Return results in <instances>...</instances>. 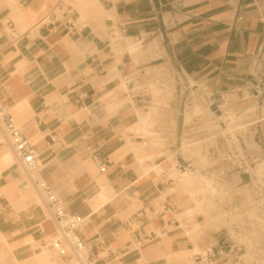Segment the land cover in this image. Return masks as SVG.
<instances>
[{
    "label": "crops",
    "instance_id": "obj_1",
    "mask_svg": "<svg viewBox=\"0 0 264 264\" xmlns=\"http://www.w3.org/2000/svg\"><path fill=\"white\" fill-rule=\"evenodd\" d=\"M172 62L188 85L186 105L194 98L202 113L186 120L185 106L180 132ZM135 73L146 89L131 101L123 80ZM254 75L264 80V0H0V101L33 144L47 182L80 217L79 236L97 264H174V254L191 258L215 243L213 232L195 231L200 214L183 217L192 207L178 182H168L170 154L179 133L208 142L210 97L237 96L245 102L234 109L249 111L241 94ZM139 114L150 115L147 133ZM255 120L264 145V108L247 114ZM27 177H0V222L10 221L1 231L14 252L25 239L43 246L56 235L47 210L32 203ZM166 203L180 210L179 227L123 226L136 211ZM64 250L50 246V261L72 264Z\"/></svg>",
    "mask_w": 264,
    "mask_h": 264
},
{
    "label": "built area",
    "instance_id": "obj_2",
    "mask_svg": "<svg viewBox=\"0 0 264 264\" xmlns=\"http://www.w3.org/2000/svg\"><path fill=\"white\" fill-rule=\"evenodd\" d=\"M120 32H125L123 26L120 27ZM172 67L174 69L173 76L180 86L177 95L180 100L179 115L182 121L185 106L188 104V85L184 82L181 74L175 70L173 62ZM139 80L140 73H135L123 80V86L131 100L136 99L140 92L146 89L145 85L141 86L140 83H136ZM241 95L242 98L249 99L256 111L261 113L264 108V80L262 76L254 75L248 82V88ZM227 103L230 105L228 112L232 114L238 115L244 111L234 109L233 101L223 95L210 97L205 103L206 110L214 115L222 131L227 129L224 120L228 121L227 125H238L239 122H230V117H226L227 113L222 109ZM211 106L216 107L219 116H215L214 112L210 111ZM256 111H253L255 115ZM245 121L240 127L228 129L225 135L215 131V134L209 137V140L218 139L223 147H209V155L215 158V162L211 167L200 172L202 176H210V191L202 198L212 206L208 215L200 214L201 220L195 231L203 233L204 230H209L217 235L218 239L204 250L193 254L191 262L239 264L241 258L247 253L252 258L250 264H258L262 262L259 259L264 258V198H262L264 184L261 185L254 174L256 164L264 156V145L256 129L257 121L248 123L247 118ZM0 130L16 160L28 175L34 190L43 200L45 208L61 236L69 240L80 264H97L91 255L90 248L79 236L82 222L80 217L66 208L64 201L47 182L33 144L17 125L11 110L1 101ZM91 160L96 164L99 173L106 172V166L97 154L93 153ZM186 167L191 171L193 169L189 165ZM168 182L170 185H175L178 181L168 179ZM198 200H200V196L195 197V201ZM190 205V207L194 206L191 199ZM179 212L177 206L166 203L158 210L136 211L124 222L123 226L132 233L149 223L160 221L161 229L166 231L169 228L180 226V221L175 218ZM136 246L140 247L141 243H136Z\"/></svg>",
    "mask_w": 264,
    "mask_h": 264
},
{
    "label": "rangeland",
    "instance_id": "obj_3",
    "mask_svg": "<svg viewBox=\"0 0 264 264\" xmlns=\"http://www.w3.org/2000/svg\"><path fill=\"white\" fill-rule=\"evenodd\" d=\"M117 38H119V36H117ZM231 99H232L233 103H235L236 101H239V103H242L243 104L245 102V101L240 102V100H238L239 98H237V96H234ZM192 101H193V105H190V106L187 105L186 106V109H187V112L185 114L186 120H188V118L193 117L195 115L196 116H201L202 115V113H200V110H198L200 107L199 108L198 107L197 108L194 107V104H196V102L194 101V98H192ZM229 106L230 105L227 103L222 110L225 113H227L226 114V117H230V122H233L234 123L236 121L237 122L239 121L238 122V125L237 124L236 125H230V124L227 125V122L228 121L224 120V122L226 123V126H227L226 128L227 129L224 130V131H222V128H221V126H219L217 124V120L215 119L214 115L211 114L207 110L206 111L207 114L211 117V120L214 121L212 123L213 125L209 124L206 127L207 131L209 132L208 137H210L213 134H215V131L218 132V133H221L222 135H225L228 129L233 128V127H240V126H242V124L244 122H246L245 120L247 118L248 112H251V114H252V112L254 110L256 111L255 106L254 105H250V107H248V109L250 108V111H247V108H246V109H244V111L241 112V114H238L239 117H237L238 116L237 114H235V113L232 114L231 112H228L229 111ZM190 108L192 109V111L190 110ZM194 110H195V112H194ZM138 117H139V119H142V118L145 119L146 123L150 119L149 118L150 115H148V116L146 115L145 116V114H139ZM177 126H179L178 132H180L181 131V127H182L181 118H180V122H179V124ZM210 129H211V131H209ZM128 130H131V131L134 132V128H129ZM201 130L202 129L199 128L195 132H200ZM176 133H177V131H176ZM176 133H175V135H176ZM184 136H185V138L184 137L182 138V136L180 135V133H179V136H176V140L174 142V147L171 150V154H170L172 156L169 159V162L171 163V167H172L171 172L173 171L174 174H173V172L172 173L170 172L171 174L169 173L170 174L169 176H172V179H175V180L178 181V188L177 189L180 192H183L190 199L193 197V199H191V200L194 202V206L192 208H190L192 210H190L189 213H185L183 215V217L184 218H190V217L194 216L195 214L208 215L209 212H210V210H211V206L212 205L209 202H207L205 199H203L202 196H205L210 191V188L208 187V186H210V182H209L210 176H202L201 175L202 173L200 174V171L199 170H201V169L205 170V169L211 167L214 164V162H215V158L212 155H209V152L207 151V150H209V147L210 146H217L218 148H221L223 146L220 144V142L218 141V139L209 140V138H208V140H209L208 142L197 143L196 142L197 140L195 141L194 139H192L193 137H186V135H184ZM5 145L8 146L7 143ZM201 150L204 151V153H205L204 156H201V154H200L201 153ZM261 161L264 162V156H262L259 159V162L256 164L255 170H254V174H255L258 182H260L261 185H263L264 184V167H263L264 166V163H260ZM259 164H261V167H260ZM187 165H189L190 168H193L192 171L190 170V172H191L190 174H192V175H189L188 176V179L191 181L190 182L191 184L190 185H187V187H184L183 184H182V181H180L179 178H177V175H175V171L176 170H182V169H184L183 166H187ZM257 165L260 168H258ZM23 173H24V171H23ZM192 178L194 180H192ZM197 182H199V183H197ZM200 183L203 184V187H202V185ZM193 184H195V186ZM200 185H201V187H200ZM206 185H208L207 186L208 187L207 188L208 190L206 189ZM204 189H206L208 192L205 190L206 192L204 193V191H203ZM190 190L192 191L191 193H190ZM195 191H196V193H195ZM201 193H203V194H201ZM193 194H194V196H193ZM200 194H201L200 200L195 201L194 200L195 197L196 196H200ZM262 198H264V196ZM5 219H6V217L4 218L3 221L0 222V223H2V224L5 225L3 227H0V264H16L15 261H14V259H13L12 252H11V250L13 251V246H11V250H10V245H9V248H8L7 245L5 244L4 240L2 239L4 237H6V236H4L2 234V231L1 230L2 229H5L8 226V224H10V221L5 222ZM55 228H57V227H55ZM60 242H61V240L58 241V244H60ZM246 243H248V240H246ZM50 246H53V244L51 242V239L49 238V240H47L46 244L42 246V249L44 248V249H48L49 250ZM195 249H196V246H195ZM26 250L27 251H26L25 255L27 257H33L34 256V253H35V250L34 249L31 250L30 248H27ZM13 253H15V252L13 251ZM69 257H73V254L72 255H69ZM75 257L76 256H75V253H74V258ZM172 258H173L174 264H190V262H191L190 261V259H191L190 258V254L189 255L186 254V255H184L182 257L172 256ZM76 259H77V257H76ZM251 259L252 258L250 257V254H248V253L247 254H244V256L241 258V262L239 264H250V260ZM259 261H262V262H259L258 264H264V258H260Z\"/></svg>",
    "mask_w": 264,
    "mask_h": 264
},
{
    "label": "bare ground",
    "instance_id": "obj_4",
    "mask_svg": "<svg viewBox=\"0 0 264 264\" xmlns=\"http://www.w3.org/2000/svg\"><path fill=\"white\" fill-rule=\"evenodd\" d=\"M134 44H135V42H134ZM245 95H249V94H245ZM229 96V95H228ZM226 97V96H225ZM230 97H232V96H230ZM228 99V98H227ZM231 99V98H230ZM132 101V100H131ZM235 102V101H234ZM132 104V103H131ZM146 109V108H145ZM152 110V109H151ZM148 112H149V110H148ZM195 112V111H194ZM145 113V112H144ZM231 115V114H230ZM146 116V115H145ZM148 118V117H147ZM214 122V121H213ZM139 123V122H138ZM212 123V122H211ZM211 125H213V124H211ZM140 128H141V130H142V132H146V121H145V119H140ZM214 127V126H213ZM212 127V128H213ZM215 130V129H214ZM209 131H211V129L209 130ZM139 133V132H138ZM147 133V132H146ZM6 140V139H5ZM4 140V137L3 136H1L0 135V145H1V147H0V177H3V179H5V177L6 176H10V171L12 172V173H16V174H18V173H20V172H22V171H24V169H23V167L21 166V164L19 163L18 164V162H16V160L14 159V155L12 156V154L10 153V147L8 146H3V144L5 143V142H7V141H5ZM130 143V142H129ZM149 145V144H148ZM130 146V145H129ZM147 146V145H146ZM152 147V146H151ZM147 149V148H146ZM151 150V149H150ZM145 160V159H144ZM143 160V161H144ZM145 162V161H144ZM143 163V162H142ZM260 163H264L263 161H261ZM144 164V163H143ZM140 165H141V163H140ZM260 165V167H261V164H259ZM257 167L258 168H260L258 165H257ZM264 167V166H263ZM183 168L184 169H182V170H176L175 171V175H177V178H179V180L180 181H182V184H183V186H186L187 187V185H190L191 183V181L188 179V176L189 175H192V174H190L191 172H190V170L186 167V166H183ZM263 169V168H262ZM160 170V169H159ZM173 172V171H172ZM171 172V173H172ZM24 173H25V171H24ZM170 173V174H171ZM26 174V173H25ZM173 174H174V172H173ZM174 176V175H173ZM169 177H171L172 178V176H169ZM191 177V176H190ZM195 177V176H194ZM193 177V178H194ZM199 177V176H198ZM192 178V180H194ZM191 179V178H190ZM201 179V178H200ZM199 179V180H200ZM197 180V179H196ZM204 180V179H203ZM207 180V179H206ZM185 182V183H184ZM201 182V181H200ZM197 183H199V182H197ZM196 183V184H197ZM26 184H27V191H29V192H31V194H32V197H33V201L34 202H32V203H36L35 205H37V206H39L40 208H42L44 211L46 210L45 208H44V202L40 199V196L38 195V194H36V191L34 190V188H33V186H32V184L30 183V180L28 179V177H27V182H26ZM201 184V183H200ZM208 184V183H207ZM194 186H195V184H193ZM202 185V187H203V184H201ZM201 185H200V187H201ZM192 186V185H191ZM208 185H206V189L209 187H207ZM193 187V186H192ZM198 187V186H197ZM205 187V186H204ZM183 189V188H182ZM195 189V188H194ZM206 189H204L203 191H204V193L208 190H206ZM206 190V191H205ZM199 191V190H198ZM35 192V193H34ZM192 191L190 190V193H191ZM194 192V191H193ZM202 192V191H201ZM208 192V191H207ZM195 193H196V191H195ZM22 194V193H21ZM201 194H203V193H201ZM201 194H200V197H201ZM100 195V194H99ZM101 196H104L103 194H101ZM193 196H194V194H193ZM203 197V196H202ZM100 198V197H99ZM102 199H104V198H101V200ZM191 199H193V197L191 198ZM30 200V199H29ZM190 200V199H189ZM195 200V199H194ZM100 202V201H99ZM104 202V201H103ZM25 203V202H24ZM102 203V201L100 202V203H98L96 206H95V208H98L99 207V205ZM199 204V203H198ZM17 209H20V210H22V211H24L25 210V205H23V204H17L16 205V210ZM185 210H187V209H185ZM184 210V211H185ZM190 210V209H189ZM190 211H187L186 213H189ZM193 212V211H192ZM29 213V212H28ZM45 213V212H44ZM184 213V212H183ZM26 214V213H25ZM46 215H45V217L46 216H48L49 214L48 213H45ZM193 214V213H192ZM50 216V215H49ZM188 216V215H187ZM45 220V219H44ZM55 231H56V235L55 236H53V237H49L50 239H51V242H52V244H53V246L54 247H56V246H58L59 244H58V241L59 240H61V244H63L64 246H65V250H64V252H69L71 255L73 254V263L72 264H80V262H79V259H78V257H77V259H76V257L74 258V252L72 251V247H70L71 245H70V242H69V240L68 239H66V238H63L62 236H61V234H60V232H59V230L57 229V228H55ZM160 238V237H159ZM3 240H4V242H5V244L7 245V247L9 248V243H8V239L7 238H2ZM23 249H22V251H20V252H15V253H13V251L11 250V245H10V250H11V252H12V255H13V259H14V261H15V263L16 264H24L25 262H23V260L24 259H26L27 261H33L34 263H36V264H56V262H54V261H50V251L48 250V249H42L41 247L42 246H38V245H36L35 243H33L32 241H30V240H28V239H25V240H23ZM51 245V244H50ZM27 248H30L31 250H35V253H34V256L33 257H27L26 255H25V253H24V250L25 249H27ZM47 248V247H46ZM58 251H60V250H58ZM198 250H197V248L195 249V252H197ZM63 252V251H62ZM184 255H186V253L184 252V253H176V254H174L173 256H178V257H182V256H184ZM189 255V254H188ZM189 257V256H188ZM57 258V257H56ZM29 259V260H28ZM79 262V263H78ZM26 264V263H25Z\"/></svg>",
    "mask_w": 264,
    "mask_h": 264
},
{
    "label": "water",
    "instance_id": "obj_5",
    "mask_svg": "<svg viewBox=\"0 0 264 264\" xmlns=\"http://www.w3.org/2000/svg\"><path fill=\"white\" fill-rule=\"evenodd\" d=\"M210 111L211 112H214L215 116H219V112L216 110V107L215 106H211L210 107Z\"/></svg>",
    "mask_w": 264,
    "mask_h": 264
}]
</instances>
